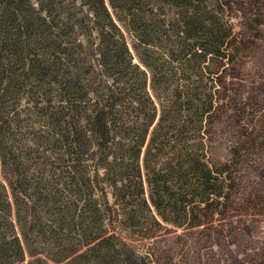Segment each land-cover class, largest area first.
Instances as JSON below:
<instances>
[{"label": "trees", "instance_id": "obj_1", "mask_svg": "<svg viewBox=\"0 0 264 264\" xmlns=\"http://www.w3.org/2000/svg\"><path fill=\"white\" fill-rule=\"evenodd\" d=\"M230 4L0 0V264H148L132 240L238 210L264 130L213 162Z\"/></svg>", "mask_w": 264, "mask_h": 264}, {"label": "rangeland", "instance_id": "obj_2", "mask_svg": "<svg viewBox=\"0 0 264 264\" xmlns=\"http://www.w3.org/2000/svg\"><path fill=\"white\" fill-rule=\"evenodd\" d=\"M230 3L226 17L242 50L225 64L219 83L222 114L211 147L216 164L232 158L246 132L258 140L264 130V23L255 24L246 0ZM126 38L133 49L134 40L128 33ZM240 168L238 210L201 228H171L152 240H132L138 252L149 255L148 264H236L235 258L248 255L245 264L264 262V145L245 156Z\"/></svg>", "mask_w": 264, "mask_h": 264}]
</instances>
